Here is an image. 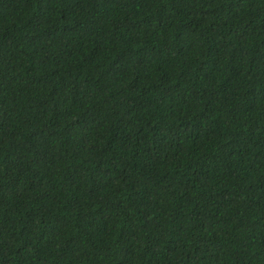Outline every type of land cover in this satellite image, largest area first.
Here are the masks:
<instances>
[{
	"label": "trees",
	"instance_id": "obj_1",
	"mask_svg": "<svg viewBox=\"0 0 264 264\" xmlns=\"http://www.w3.org/2000/svg\"><path fill=\"white\" fill-rule=\"evenodd\" d=\"M0 264H264V0H0Z\"/></svg>",
	"mask_w": 264,
	"mask_h": 264
}]
</instances>
